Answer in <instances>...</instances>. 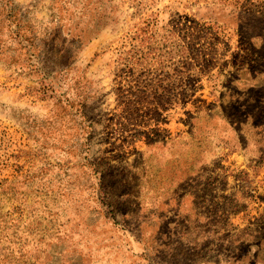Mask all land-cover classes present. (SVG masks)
<instances>
[{"label": "rangeland", "instance_id": "rangeland-1", "mask_svg": "<svg viewBox=\"0 0 264 264\" xmlns=\"http://www.w3.org/2000/svg\"><path fill=\"white\" fill-rule=\"evenodd\" d=\"M262 254L264 0H0V264Z\"/></svg>", "mask_w": 264, "mask_h": 264}, {"label": "crops", "instance_id": "crops-1", "mask_svg": "<svg viewBox=\"0 0 264 264\" xmlns=\"http://www.w3.org/2000/svg\"><path fill=\"white\" fill-rule=\"evenodd\" d=\"M157 218H155L154 220H147L149 222H153V221H157ZM124 228L130 229L128 224H126V226ZM221 263V261H218V264ZM255 264H264V255L262 254L260 257L257 258L256 263Z\"/></svg>", "mask_w": 264, "mask_h": 264}]
</instances>
